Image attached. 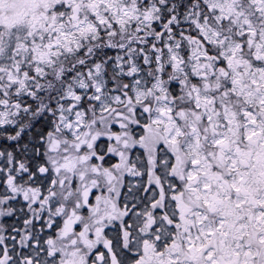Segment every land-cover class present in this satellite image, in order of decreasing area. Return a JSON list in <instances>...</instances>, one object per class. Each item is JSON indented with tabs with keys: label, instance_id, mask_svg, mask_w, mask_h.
<instances>
[{
	"label": "snow or ice",
	"instance_id": "6c2138e0",
	"mask_svg": "<svg viewBox=\"0 0 264 264\" xmlns=\"http://www.w3.org/2000/svg\"><path fill=\"white\" fill-rule=\"evenodd\" d=\"M0 264H264V0H0Z\"/></svg>",
	"mask_w": 264,
	"mask_h": 264
}]
</instances>
